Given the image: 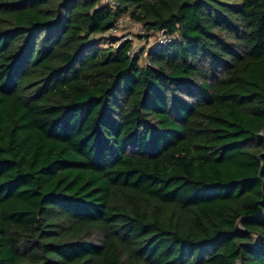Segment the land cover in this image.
<instances>
[{"label":"trees","instance_id":"1","mask_svg":"<svg viewBox=\"0 0 264 264\" xmlns=\"http://www.w3.org/2000/svg\"><path fill=\"white\" fill-rule=\"evenodd\" d=\"M0 264H264V0H0Z\"/></svg>","mask_w":264,"mask_h":264},{"label":"rangeland","instance_id":"2","mask_svg":"<svg viewBox=\"0 0 264 264\" xmlns=\"http://www.w3.org/2000/svg\"><path fill=\"white\" fill-rule=\"evenodd\" d=\"M232 1V0H227ZM147 32L142 25L138 22H134L127 14L119 18L116 23V30L112 31V34L118 38L126 37L132 42V53L136 54L143 51V53L152 45L156 44L157 34L145 35ZM107 34V33H106ZM142 53L141 59L144 58Z\"/></svg>","mask_w":264,"mask_h":264},{"label":"built area","instance_id":"3","mask_svg":"<svg viewBox=\"0 0 264 264\" xmlns=\"http://www.w3.org/2000/svg\"><path fill=\"white\" fill-rule=\"evenodd\" d=\"M116 30V24H115V26H114V28H112L110 31H108V32H106L107 34L108 33H111L112 31H115ZM105 33V34H106ZM156 34H157V41H156V44H158V45H164V44H168L171 40H172V38H173V36L172 35H169L168 33H166L164 30H160V31H158V32H156ZM121 39V41L122 40H125V39H127L126 37H122V38H120ZM131 53H132V49H131ZM133 54V53H132Z\"/></svg>","mask_w":264,"mask_h":264}]
</instances>
